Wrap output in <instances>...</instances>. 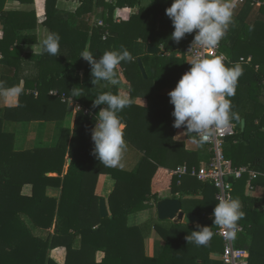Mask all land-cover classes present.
<instances>
[{
  "label": "trees",
  "instance_id": "obj_1",
  "mask_svg": "<svg viewBox=\"0 0 264 264\" xmlns=\"http://www.w3.org/2000/svg\"><path fill=\"white\" fill-rule=\"evenodd\" d=\"M8 1L0 0L2 62L16 69V85L24 61L32 60L34 64L30 66V77L25 75L18 104L7 106L0 113V264H59L51 257V251L58 247L67 251L64 264H221L210 254L222 252L223 241L216 234L218 227L207 219L218 203L217 189L191 175H185L179 183V178L170 173L180 164L199 167L201 163L196 153L185 150L184 143L174 140L177 130L173 127L174 105L168 94L155 89L153 78L142 74L138 63L144 45L163 46V52L155 54L154 75L159 90L175 87L180 73L189 66L177 53L192 44L194 33L186 34L179 43L171 39L174 27L166 9L173 0H152L148 6L143 0H78L79 6L66 14L57 11V0H19L36 3L37 7L30 11L6 10ZM124 7L137 11L128 21H115L114 11ZM99 9L102 17L91 26L85 17ZM101 20L104 25H99ZM39 23L60 36V55L42 51L23 54L22 45L32 39L20 32L34 29ZM220 43L223 52L234 61L227 65H239L242 69L237 94L229 98L232 110L241 119L232 121L237 125V133L226 139L225 156L233 166L248 165L264 171V105L254 99L249 108L238 112L247 101L240 95V87L245 85L255 92L262 86L264 9L235 4L233 22ZM85 48L97 59L105 51L121 48H127L136 58L118 66L120 81H128L131 86L130 106L118 114L126 122L124 137L143 153L134 171L105 167L92 154L94 143L90 135L96 122L94 116L104 105L92 107L93 99L102 92L91 89L90 64L80 57ZM248 56H252L249 64L239 62L241 57ZM9 80L6 78L1 87H11ZM52 89L58 95H50ZM73 89L81 93L78 99L82 106L92 112L79 111L74 129H64L56 146L16 149L15 135L4 130V121L63 119L67 102L62 95L77 98L72 95ZM112 93L117 94V86H113ZM135 97L147 98L148 105L135 104ZM67 155L72 158L69 165ZM102 173L115 179V188L109 196L110 214L104 218L99 209L102 197L95 193ZM26 184L33 185L31 196L22 193ZM255 184L264 185V176ZM50 185L61 186L60 199L47 194ZM246 188L245 179L234 182L233 198H239L245 213L238 221L244 231L238 235L236 245L250 252L249 264H264V196L252 197ZM162 189L170 190L169 197L180 198L185 212L200 214L199 225L210 226L213 236L206 246L189 244L186 240L198 224L179 222L170 228L156 225L165 242L164 249L160 256L146 255L144 235L140 227L129 225L128 218L157 203L162 198L159 195ZM23 215L43 229L51 228L55 222L54 233L45 238L35 235ZM78 237L80 245L75 247Z\"/></svg>",
  "mask_w": 264,
  "mask_h": 264
},
{
  "label": "clouds",
  "instance_id": "obj_2",
  "mask_svg": "<svg viewBox=\"0 0 264 264\" xmlns=\"http://www.w3.org/2000/svg\"><path fill=\"white\" fill-rule=\"evenodd\" d=\"M166 15L171 19L174 31L171 39L179 43L186 34L195 33L191 48H215L225 36L234 18V5L229 0H173ZM42 53L60 55V36L48 34L41 41ZM80 57L89 62L92 83L101 81L113 86L120 84L118 66L121 62H134L135 57L127 48L105 51L98 59L85 48ZM191 68L183 74L168 96L174 105L173 127L185 129L183 135H195L203 145L212 142L216 135L239 121V114L232 110L229 98L236 93L238 78L242 75L239 65L228 66L222 56H200L191 61ZM19 92V88L11 89ZM55 95V93H50ZM72 95L81 93L73 89ZM104 105L95 114V126L91 130L94 142L92 154L105 167H122V157L127 144L124 124L119 113L130 106V100L123 95L103 92L93 99V108ZM239 198L220 199L212 213L213 226L224 231L225 239L235 241L238 221L244 217ZM213 236L210 226L197 225L186 236L189 244L206 246Z\"/></svg>",
  "mask_w": 264,
  "mask_h": 264
},
{
  "label": "crops",
  "instance_id": "obj_3",
  "mask_svg": "<svg viewBox=\"0 0 264 264\" xmlns=\"http://www.w3.org/2000/svg\"><path fill=\"white\" fill-rule=\"evenodd\" d=\"M151 2L152 0H143V4L145 6L150 5ZM78 6H79L78 0H57V5H56L57 11H59L60 13H64V14H66L69 11H74ZM36 7H37L36 3L35 4L25 3L19 0H9L5 5L6 10H19V11H30V10L35 9ZM136 11H137V8H132V7L117 8L114 11L113 18L117 22L128 21L131 18V16L134 13H136ZM101 17H102V9H99L96 13L87 14L85 17V21L88 22L92 26L94 25L95 21L97 19H100ZM2 28H3L2 24H0V32L2 31ZM20 33L22 35H27L28 37H30V39H32L31 42H26L22 45L23 54L33 55V54L41 53L42 51L41 41L48 34H50V30L47 26L43 25L42 23H39L36 28L23 29ZM160 48L162 49V52H163V46H160ZM140 58L145 67L147 77L153 78L154 83H155V89L158 92L162 94H168L170 90L175 88V87H172V88H165L163 90H159L157 79L155 78V75H154L155 74V55L147 53L145 51V47L143 49V53L141 54ZM2 59H3V54L0 52V113H2L5 107L7 106L12 107L18 104L20 91L13 92L11 91V89L19 88L21 90L25 87V83H26L25 75H27V77H30L28 75L32 71L30 66L34 64L32 60L31 62L28 60L24 61L23 63L24 70L22 68L19 84L16 85L15 84L16 79H14L16 69L14 67L4 64L2 62ZM149 65H152V66H151V69L150 70L148 69L147 71V67ZM6 78L10 79L9 81L11 83V87L2 88L1 83ZM116 86H117V94L126 96L129 100H131V86L128 81H121L120 84ZM91 89L97 92H102V93L109 92V91L112 92L113 85L107 82L101 81L97 85H94L92 83ZM235 94H237V87H236ZM240 95H242V98L244 100L246 99L247 101L243 102L244 104L242 106V110H239L238 111L239 113H242L244 109L249 108L248 104L254 99L258 100L260 103L264 105V77L262 80V86L259 90H256L255 92H253V91L248 90L245 85H242V87H240ZM133 102L143 107H146L148 105V100L145 97H135ZM78 104L82 106L78 97L73 99L72 103L67 104L65 116L63 117V119H60V120H54V121L52 120L50 121H47V120H36V121L5 120L3 128L6 131L14 133L15 135L14 146L18 150L35 149L38 147L39 148L53 147L57 145L59 138L61 137V132L64 129H69L71 131L74 129L75 124H76L77 114L79 111H81L77 109ZM84 109H89V108L85 107ZM243 121L245 122V118H243L241 121L242 129L245 128V124H244V127L242 126ZM122 123L124 124V129H125L126 122L123 121ZM184 131L185 129L183 127H181L180 129H177L174 135V140L184 143L185 150L196 153L198 155V159L201 164L208 162V160L210 159L209 147L206 144L201 145L198 142V137H196L195 135H189V136L183 135L182 133H184ZM90 140L92 143H94L91 138ZM126 144H127V147H126V150L123 154L122 161H121L122 167H119V168L126 169V170H130V169L133 170V166H136L139 163L138 161L133 163L135 161L133 158V154L135 153L134 151L136 150L133 149V147L130 145V143L127 140H126ZM142 155L143 153L139 154L140 160L142 158ZM66 161H67V164L69 165L72 161V158L67 155ZM52 174L53 173H48L47 175H52ZM114 188H115V179L112 177V175L107 174V173H102L99 175L96 186H95V193L98 196H101L102 198L106 199L109 213H110L109 196L113 192ZM169 191H170L169 189H162L161 191H159V195L162 196L161 199L169 197L168 195L170 194ZM61 192H62V188L61 186H58V185H50L47 189V194L57 199H60ZM246 192L248 195L252 197L262 198L264 196V185L257 184L256 188L253 191H250L248 188H246ZM22 193L23 195L31 196L33 194V185L32 184L24 185L22 189ZM99 204H100V201H99ZM23 216L26 222L28 223V225L30 227L36 228L37 231L49 230L48 234L54 233L55 222L53 223V226L51 228L43 229V228L36 227L27 216L25 215ZM207 219L213 221L212 214H209L207 216ZM128 223L129 225L140 227L144 235V239H145L146 255L157 257L162 254L165 242L162 236L156 230L155 226L160 225L161 227H164V228H170L173 225V223H176V222L174 220H160L158 218V213H157V203L153 202V206L151 208L131 214L128 218ZM79 245H80V237L77 238L75 242V247H78ZM59 252L61 253V255L58 257ZM66 255H67V251L64 247H58L51 251V256L59 264L65 263ZM210 256L212 259H215L221 262V252H212ZM63 257H64V260L62 262L61 260L63 259Z\"/></svg>",
  "mask_w": 264,
  "mask_h": 264
},
{
  "label": "built area",
  "instance_id": "obj_4",
  "mask_svg": "<svg viewBox=\"0 0 264 264\" xmlns=\"http://www.w3.org/2000/svg\"><path fill=\"white\" fill-rule=\"evenodd\" d=\"M233 5L235 4H249L255 9H264V0H229ZM99 25H104L103 21L98 22ZM108 32L105 33L104 38H106ZM195 35V33H194ZM194 39V36H193ZM178 57H183L189 64L179 75L176 85L179 79L183 76L185 72L190 70L191 63L189 61L200 57H213L222 56L224 62L227 64H232L234 61L221 49V43L212 49H202L199 46L191 45L183 49L177 54ZM252 61V56L241 57L240 63L249 64ZM175 85V86H176ZM50 93H55L58 95L57 90H50ZM62 100L67 103H72L73 98L67 97L65 94L62 95ZM78 110H83L86 114H90L89 109H84L79 104L77 105ZM237 133V125L232 122L231 126L227 129L221 130L214 140L209 143H205L209 147L210 159L208 162L201 164L199 167L189 166L187 163L180 164L177 167L170 170V173L180 179L185 175H191L196 177L198 180L203 182H209L213 184L217 191L215 194L216 200L219 202L220 199L231 197L233 198L234 182L236 180L245 179L246 187L253 191L257 184L255 181L260 177L264 176V171L256 170L248 165L233 166L231 161L225 156L224 148L226 145V139L228 137L234 136ZM224 231L217 228L216 234L223 241V250L221 252V264H249L250 252L247 249L240 248L236 245L235 241H228L225 239ZM244 231L242 225H238L237 237Z\"/></svg>",
  "mask_w": 264,
  "mask_h": 264
},
{
  "label": "water",
  "instance_id": "obj_5",
  "mask_svg": "<svg viewBox=\"0 0 264 264\" xmlns=\"http://www.w3.org/2000/svg\"><path fill=\"white\" fill-rule=\"evenodd\" d=\"M145 51L149 54H161L162 49L152 43L145 45ZM138 63L142 74L147 77L145 67L141 58L138 59ZM244 127L245 122H242ZM101 217L109 215V210L105 198H101L99 204ZM157 213L160 220H174L177 222H183L185 224L196 225L201 221V215L197 213L185 212L183 210L182 200L178 197H166L157 202Z\"/></svg>",
  "mask_w": 264,
  "mask_h": 264
},
{
  "label": "rangeland",
  "instance_id": "obj_6",
  "mask_svg": "<svg viewBox=\"0 0 264 264\" xmlns=\"http://www.w3.org/2000/svg\"><path fill=\"white\" fill-rule=\"evenodd\" d=\"M181 59V58H180ZM182 60V59H181ZM151 66L152 65H149L148 67H147V71H148V69L150 70L151 69ZM67 104H70V103H67ZM127 141H128V139H126ZM129 142V141H128ZM130 145L133 147V149L134 150H136V151H134L135 153L133 154V158H134V162L133 163H135V162H139L136 166H133V171L135 170V169H137L138 167V165L140 164V162H141V160H142V158H143V155H142V158H141V160L139 159V154H142V153H140L141 151L137 148V147H135L133 144H131L130 143ZM140 151V152H139ZM140 160V161H139ZM132 167V166H131ZM136 167V168H135ZM130 170H132V169H130ZM161 191V190H160ZM110 214V213H109ZM32 228V230L34 231V234H36V235H39V236H42V237H46L47 235H48V232H49V230H39V231H37V229L36 228H33V227H31ZM49 229V228H48ZM61 255V253L59 252L58 253V257ZM52 257V256H51ZM58 257H57V259H58ZM53 258V257H52ZM62 258V257H61ZM55 260V259H54ZM63 260H64V257H63V259L61 260L62 262H63Z\"/></svg>",
  "mask_w": 264,
  "mask_h": 264
}]
</instances>
